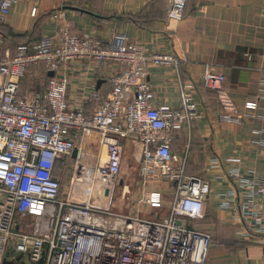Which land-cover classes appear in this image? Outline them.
<instances>
[{
	"label": "built area",
	"instance_id": "built-area-1",
	"mask_svg": "<svg viewBox=\"0 0 264 264\" xmlns=\"http://www.w3.org/2000/svg\"><path fill=\"white\" fill-rule=\"evenodd\" d=\"M19 1L0 0V25ZM186 3L171 0L170 22L183 19ZM36 13L33 8L31 15ZM54 18L56 34L20 43L14 53L0 38V264L10 245L34 264H205L212 236L191 227L189 220L204 217L211 180L187 175L186 165L173 152L175 131L190 127L199 117L188 91L193 85L180 84L181 105L173 107L155 102L148 80L151 67H178L180 59L172 53L147 52L143 43L122 33L104 44L89 33L74 32L62 12ZM74 61L116 70L108 94H91L94 110L74 108L67 98L68 69ZM32 65L54 75L42 89L28 88L21 95V80ZM201 81L218 94L222 122H264V76L258 98L242 108L224 91L222 71L209 64ZM250 134V143L264 152V125H252ZM87 137L106 148L107 160L102 163L99 157L88 166L76 159L72 180L90 189L87 194L77 192L78 201L62 199L61 180L54 175L57 161L70 156ZM129 140L135 147L140 144V174L155 186L138 202L162 204L165 189L160 184H170L172 203L164 217L112 210ZM252 156L257 158V152ZM211 161L223 168L220 158ZM213 178L229 185L218 194V205L242 225L239 235L264 244V175L232 164ZM29 226L32 230L27 232Z\"/></svg>",
	"mask_w": 264,
	"mask_h": 264
},
{
	"label": "crops",
	"instance_id": "crops-1",
	"mask_svg": "<svg viewBox=\"0 0 264 264\" xmlns=\"http://www.w3.org/2000/svg\"><path fill=\"white\" fill-rule=\"evenodd\" d=\"M170 3L171 0H20L0 25V38L14 53L20 43L37 42L56 34L54 15L62 12L76 33H89L104 44L122 33L131 41L143 43L147 52L172 53L179 58L178 67H151L148 80L154 87L155 102L173 107L181 105L180 84L193 85L188 91L194 97L199 117L190 127L175 131L173 152L186 165L187 175L211 180L205 215L190 222L191 227L212 236L205 264H264V244L243 239L239 235L242 225L218 205V194L229 189L228 183L213 178L232 164L245 170L254 168L264 175V152L250 143L252 125L264 122H222L219 114L224 109L218 94L205 89L201 81L211 64L226 75L224 91L237 107L258 98L264 76V0H187L184 17L178 24L169 21ZM33 8H37L35 16L31 15ZM68 72L70 104L94 110L91 94H108L116 70L109 66L97 70L90 62L74 61ZM48 77L44 66H30L21 80V95L34 83H40L34 89H42ZM78 148L79 161L88 166H94L97 154L106 150L91 137ZM134 148L140 154V144L135 147L131 140L126 142V153ZM253 152H257V158L252 156ZM213 157L221 159L223 168L212 166ZM69 159L76 162L72 154ZM162 185L170 187L166 181L160 184L161 188ZM119 188L124 194L130 191L122 180ZM130 213L149 219L168 215L145 207L133 208Z\"/></svg>",
	"mask_w": 264,
	"mask_h": 264
},
{
	"label": "rangeland",
	"instance_id": "rangeland-1",
	"mask_svg": "<svg viewBox=\"0 0 264 264\" xmlns=\"http://www.w3.org/2000/svg\"><path fill=\"white\" fill-rule=\"evenodd\" d=\"M39 84V85H38ZM33 88H37L40 86V83L32 84ZM38 85V86H37ZM35 86V87H34ZM44 87V86H43ZM95 144V143H94ZM100 154V153H99ZM97 154V160L102 154V159L107 158L106 150H103V153L99 155ZM126 159L124 160L122 166V181L126 182L129 190L126 195L124 194V190L119 188V182L113 192V202H112V210L116 213L123 214H131L130 210L138 207L154 208L159 215H166L169 212L170 205L172 203V192L171 187L166 188L164 185L162 187L165 189V196L162 204L145 206L141 205L138 200L144 193V191L148 192L155 188L152 183H145L143 176L140 174V164L138 161L139 153H137L136 148L132 150H128L125 155ZM70 156L62 158L60 162L56 166L55 174L62 181L61 188V196L60 198L70 201H78L76 194L77 192H82L87 194L89 191V185L87 183H77L72 180V174L74 169L73 160L69 159ZM71 161V162H70ZM88 179H91L88 177ZM126 189V188H125ZM84 198V197H83ZM154 213V212H152ZM31 218H28L27 222H31ZM192 220H189V224ZM193 225V224H192ZM27 232L32 230V226L26 229ZM20 256L16 254L14 251L13 245H10L8 249L7 255L4 259L3 264H34L28 257Z\"/></svg>",
	"mask_w": 264,
	"mask_h": 264
},
{
	"label": "water",
	"instance_id": "water-1",
	"mask_svg": "<svg viewBox=\"0 0 264 264\" xmlns=\"http://www.w3.org/2000/svg\"><path fill=\"white\" fill-rule=\"evenodd\" d=\"M74 9H79V8H74ZM80 10V9H79ZM54 75V72H49V76H53ZM81 155V150L77 147L73 150L72 152V157L74 159H78Z\"/></svg>",
	"mask_w": 264,
	"mask_h": 264
},
{
	"label": "bare ground",
	"instance_id": "bare-ground-1",
	"mask_svg": "<svg viewBox=\"0 0 264 264\" xmlns=\"http://www.w3.org/2000/svg\"><path fill=\"white\" fill-rule=\"evenodd\" d=\"M102 153H103V152H102ZM100 159H101V162H102V163H104V162L107 160V158L102 159V154L100 155Z\"/></svg>",
	"mask_w": 264,
	"mask_h": 264
},
{
	"label": "trees",
	"instance_id": "trees-1",
	"mask_svg": "<svg viewBox=\"0 0 264 264\" xmlns=\"http://www.w3.org/2000/svg\"><path fill=\"white\" fill-rule=\"evenodd\" d=\"M23 43H24V42H23ZM57 164H58V161H57ZM57 164H56V166H57ZM55 170H56V167H55ZM55 170H54V175L57 176V175L55 174ZM61 188H62V181H61Z\"/></svg>",
	"mask_w": 264,
	"mask_h": 264
}]
</instances>
